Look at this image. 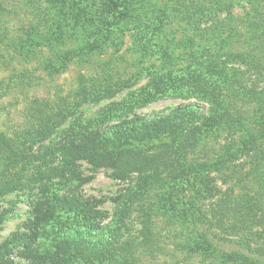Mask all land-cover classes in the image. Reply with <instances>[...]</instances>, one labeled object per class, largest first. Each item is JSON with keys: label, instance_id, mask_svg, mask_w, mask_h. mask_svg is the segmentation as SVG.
Returning <instances> with one entry per match:
<instances>
[{"label": "rangeland", "instance_id": "obj_1", "mask_svg": "<svg viewBox=\"0 0 264 264\" xmlns=\"http://www.w3.org/2000/svg\"><path fill=\"white\" fill-rule=\"evenodd\" d=\"M125 1L131 5L128 15L122 9H114L111 0L4 1L9 10L5 14L7 18L1 20L4 31L8 29L13 37L22 36L23 29L34 34L33 45L25 58L10 49L3 51L8 63L0 58L1 85H10L9 93L0 100V130L7 133L17 130L30 116L36 100L68 101L76 109L51 137L52 142L61 138L78 114L82 122L109 116L108 122L112 124L123 118L164 115L191 104L202 115L216 116L211 128L198 130L203 119L199 118L153 137L151 143L171 147L168 156H172L181 153L184 144L193 139L189 154L193 166L217 158L216 166L233 176L229 179L238 175L252 178L249 170L253 160L262 161L261 170L264 164V109L243 105L237 94L240 85L264 89V68L254 71L245 60L257 53L253 44L258 37L255 30L264 22V0ZM198 8H208L213 13L198 16ZM36 18H39L38 26L41 22L48 25L46 30L39 27L41 31L36 30V24L31 23H36ZM84 44L92 46L88 53H79L59 73L50 74L41 68V60L49 57L57 62L55 57L62 49ZM23 73L28 84L17 85ZM155 80L163 83L165 93L148 94L153 91ZM106 88L108 95L101 100L85 99L86 93ZM251 142L253 147L249 148ZM48 143L46 140L36 144L30 153L39 152ZM243 145L249 149H243ZM227 146L235 152L238 150L235 158L231 153L221 156ZM231 164L233 170L222 169ZM29 167L34 169L31 164ZM47 167L56 170L46 173L50 182L42 180L0 195V264H7L8 260L14 264L51 263L48 257L37 262L29 258L16 236L41 231L36 211L47 208L53 194L79 196L89 202L99 212L100 226L117 229L121 241L133 237L143 240L141 208L156 210L175 199L184 202L186 198H205L187 181L174 186H153L142 201L129 205L122 213L123 196L134 186L137 173L119 180L112 176L109 167H95L77 160L67 169L73 177L79 175L84 180H72L63 186L62 177L57 175L62 169L59 160L54 159ZM175 167H180L177 173L180 177L189 174L184 161ZM217 167L212 166L211 170L201 167L202 178L216 177L214 183L225 189L228 179L222 177ZM199 182L203 183L202 179ZM161 210L154 216L155 241L148 245L141 243L138 248L139 264H200L201 259L184 245L193 234L194 223H168L169 216ZM120 215H124L125 221L116 224L114 221ZM48 237L43 239L45 246L50 244ZM223 246L238 247L231 242H224Z\"/></svg>", "mask_w": 264, "mask_h": 264}, {"label": "trees", "instance_id": "obj_2", "mask_svg": "<svg viewBox=\"0 0 264 264\" xmlns=\"http://www.w3.org/2000/svg\"><path fill=\"white\" fill-rule=\"evenodd\" d=\"M4 1L0 0V58L3 57V62L6 64L8 60L3 56V51L10 49L16 55L25 58V54L33 45L31 37L34 31L28 32L23 29V35L16 37L11 36L8 29L4 31L2 28L4 21L1 20L7 18L5 14L9 13L7 3ZM111 3L114 9H122L125 15L131 12L130 1L111 0ZM197 13L201 16L211 14L213 11L208 8H198ZM36 19V23L31 22L36 24V30L38 27L46 30L48 25L41 22V26H38L39 18ZM259 24L255 30L258 37L253 44V50L257 53L249 60L245 59L251 69H255L254 71L264 68V22ZM85 45L62 49V52L55 57L57 62L48 57L39 64L50 74L59 73L76 60L79 53H88V49L92 46ZM252 75L257 76V74ZM1 84L2 80H0V100L9 93L10 89L9 84ZM18 84H28L24 73L19 76ZM107 90L106 88L88 92L86 93L88 98L85 99L99 101L108 95ZM165 91L163 83L155 80L153 91H149L148 94L157 95ZM237 95L243 105L252 107L255 105V110L257 107L264 109V89L255 90L240 85V92ZM75 111L74 106L68 101L36 100L30 108V116L17 130L12 133L0 130V195L42 180L50 182L46 173L50 171L54 173L56 170L47 167V164L58 159L62 169L56 174L62 177L63 186L72 180L78 182L84 180L79 178V175L77 178L73 177V173L67 169L77 160H85L95 167H109L113 171L112 176L119 180L127 179L133 173H137L139 176L134 186L130 187L123 196L124 202L120 207L122 213L129 205L142 201L153 186L161 187L169 184L174 186L187 181L205 198H186L184 202L175 199L170 205H162L156 210L141 208L143 240L133 237L121 241L118 239L117 229L110 225L100 226L99 212L89 202L79 196L62 197L53 194L49 206L36 211V222L41 231L25 232L16 236L17 242L27 250L26 255L29 258L37 262L48 257L51 259L50 264H139L138 248L141 243L148 245L155 241L154 216L164 208L165 211L161 210V212L169 216V220H166L168 223L185 222L188 225L194 223L193 234L188 236L184 245L188 252L201 259L200 264H264V164L261 170L262 161L253 160L254 165L249 170L252 178L243 179L236 174L238 176L229 179L233 176L216 166L219 162L217 158L193 166V159L189 155L193 139L184 144L181 153L172 156H168V149L171 147L163 148L159 144L151 143L153 137L199 118L203 119L198 130L211 128L217 119L212 115L213 113L205 116L191 104H185L164 115L123 118L112 124L108 122L109 116H100L82 122L81 114H78L79 116L74 118L61 138L57 142H52L51 137ZM46 140L49 143L39 152L30 153L36 144ZM229 146L232 147L230 144ZM229 146L224 148L221 156L231 153L235 158L238 150L235 152ZM250 147H253V142L250 143ZM242 148L249 149L248 146ZM183 161L187 165L184 169L186 172L189 171V174L180 177L177 174L180 167H175V164H181ZM30 164L34 169L29 167ZM204 166L210 170L212 166L217 167L222 177L228 179V186L226 184L225 189L219 188L214 183L216 177L214 179L206 175L202 178L201 167ZM229 167L234 169L232 164L225 165L222 169L228 170ZM197 168L200 170H196ZM184 169L182 168L181 171ZM166 172L169 174L165 176ZM201 179L203 183H198ZM244 180L247 181L245 184ZM180 202L182 206H179ZM124 218V215H120L114 222L124 223ZM46 225L52 228L46 229ZM70 226L75 228H69ZM47 236L50 239L49 246H45L43 242ZM224 242H231L238 247L223 246ZM7 264L14 262L8 260Z\"/></svg>", "mask_w": 264, "mask_h": 264}]
</instances>
